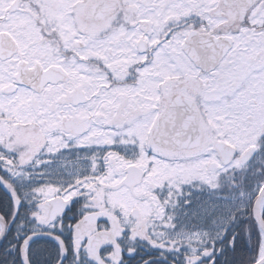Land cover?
<instances>
[{
  "label": "snow or ice",
  "instance_id": "1",
  "mask_svg": "<svg viewBox=\"0 0 264 264\" xmlns=\"http://www.w3.org/2000/svg\"><path fill=\"white\" fill-rule=\"evenodd\" d=\"M0 264H264V0H0Z\"/></svg>",
  "mask_w": 264,
  "mask_h": 264
}]
</instances>
